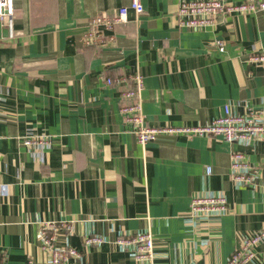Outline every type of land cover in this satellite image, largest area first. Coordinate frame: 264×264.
Listing matches in <instances>:
<instances>
[{
  "label": "crops",
  "instance_id": "0c3cea01",
  "mask_svg": "<svg viewBox=\"0 0 264 264\" xmlns=\"http://www.w3.org/2000/svg\"><path fill=\"white\" fill-rule=\"evenodd\" d=\"M179 1L142 0L145 11L117 23L106 46L83 43L90 17L131 0H15L10 22L0 19V264H56L42 248L47 221L69 222L58 243L86 264H149L118 243L145 231L154 264H230L241 239L264 229V140L180 135L143 145L120 111L134 83L106 82L138 69L152 125L206 123L227 104L264 109V63L249 60L264 53V9L196 30L179 25ZM41 134L54 144H24ZM234 150L261 168L255 186L232 181ZM217 192L229 212L190 216L193 196ZM88 236L102 242L87 246ZM257 251L250 264H264V242Z\"/></svg>",
  "mask_w": 264,
  "mask_h": 264
},
{
  "label": "built area",
  "instance_id": "2783aa9c",
  "mask_svg": "<svg viewBox=\"0 0 264 264\" xmlns=\"http://www.w3.org/2000/svg\"><path fill=\"white\" fill-rule=\"evenodd\" d=\"M264 9V0H245L233 2L228 0H180L178 9V23L181 27L191 29H206L218 25L219 17L231 15L236 12L245 14ZM145 11L142 0H131L129 5L118 7L115 13L101 12L89 19V28L83 33L82 41L85 45L98 44L106 46L115 38L113 31L115 25L126 22L130 13L136 17ZM15 12V0H0V19L3 24H8ZM106 31L112 33L107 34ZM215 45L220 50L225 49L221 39L215 40ZM255 50V49H254ZM249 60L255 63H264V53H253ZM108 85L126 82L134 83V87L125 89L122 96L132 102H124L120 111L124 120L130 125L141 144L160 138L208 135L220 136L230 143H239L249 146L254 140H264V109L247 108L245 113H234L229 104L224 111L212 120L195 125H152L149 124L143 109V91L145 81L143 74L137 69L130 75L116 78L108 77ZM24 144L31 147L51 146L55 137L49 134L33 135L24 138ZM230 175L236 186H255L261 175V168L253 164L246 152L234 150L230 155ZM212 166H207L206 173L210 175ZM230 204L225 194L208 193L193 196L190 204V216L208 218L210 216L225 214L230 211ZM69 222H44L41 230L42 248L49 255L51 262L56 264H86L81 261L79 249L67 244H59L58 235L62 230L69 228ZM87 246L102 242L100 236H88L84 240ZM264 242V229L244 236L237 245L230 258V264H250L258 259L257 247ZM118 243L129 247L134 258L138 261L147 260L154 264L155 244L151 232H137L120 237Z\"/></svg>",
  "mask_w": 264,
  "mask_h": 264
}]
</instances>
